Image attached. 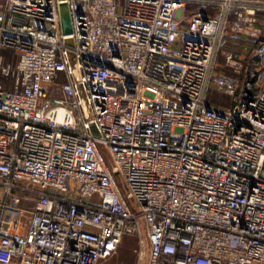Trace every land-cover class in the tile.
<instances>
[{
  "label": "built area",
  "instance_id": "1",
  "mask_svg": "<svg viewBox=\"0 0 264 264\" xmlns=\"http://www.w3.org/2000/svg\"><path fill=\"white\" fill-rule=\"evenodd\" d=\"M263 34L264 0H0V264L142 222L146 264H264Z\"/></svg>",
  "mask_w": 264,
  "mask_h": 264
},
{
  "label": "rangeland",
  "instance_id": "2",
  "mask_svg": "<svg viewBox=\"0 0 264 264\" xmlns=\"http://www.w3.org/2000/svg\"><path fill=\"white\" fill-rule=\"evenodd\" d=\"M123 1V0H122ZM191 10H196L198 9L197 6H189ZM228 46H233L232 43L225 42ZM236 51L240 54L241 53V48L238 46L236 47ZM3 52L6 54H15L16 51L13 49H8L4 48ZM249 61V58L246 57L245 61L243 64H247ZM249 71L247 78H250V73L252 70H254L253 65L250 63L249 64ZM257 68V67H256ZM216 70H221V71H231L232 68L229 66H226L224 64V55L223 52L219 53V56L217 58V66ZM259 70L262 72L264 70V52H263V61H262V66L259 68ZM257 70V73L259 72ZM232 72V71H231ZM245 74L241 75V77L244 79ZM209 97L210 99H217L219 103L223 105H227L231 103V99L228 98V96L220 95L214 88H212L209 92ZM104 151L106 152L107 155H109L108 150L103 146ZM134 236V235H131ZM134 239L131 240H125L121 242L120 244L116 245L115 248H113L109 255L103 260L102 264H117V263H122V264H146V256H147V251H148V239L146 236V228L144 223H141V236H134ZM142 250L143 258L139 259V252Z\"/></svg>",
  "mask_w": 264,
  "mask_h": 264
},
{
  "label": "water",
  "instance_id": "3",
  "mask_svg": "<svg viewBox=\"0 0 264 264\" xmlns=\"http://www.w3.org/2000/svg\"><path fill=\"white\" fill-rule=\"evenodd\" d=\"M60 15H61V25H62V30L65 34L70 33L72 31V23H71V16H70V11L67 2H61L60 4ZM67 42L73 43L72 38H67ZM260 49L264 50V42L260 44ZM96 135H99L95 131Z\"/></svg>",
  "mask_w": 264,
  "mask_h": 264
},
{
  "label": "crops",
  "instance_id": "4",
  "mask_svg": "<svg viewBox=\"0 0 264 264\" xmlns=\"http://www.w3.org/2000/svg\"><path fill=\"white\" fill-rule=\"evenodd\" d=\"M134 236H131V235H126L125 237H124V239H123V241H125V240H131L132 241V239H134L133 238ZM147 253H149V242H148V251H147ZM148 255V254H147ZM147 257V256H146Z\"/></svg>",
  "mask_w": 264,
  "mask_h": 264
},
{
  "label": "trees",
  "instance_id": "5",
  "mask_svg": "<svg viewBox=\"0 0 264 264\" xmlns=\"http://www.w3.org/2000/svg\"><path fill=\"white\" fill-rule=\"evenodd\" d=\"M263 38H264V34H263ZM250 80H252V79H250V78H247L246 80H244V83L243 84H245L246 83V81H250ZM215 101H218L217 99H214Z\"/></svg>",
  "mask_w": 264,
  "mask_h": 264
}]
</instances>
